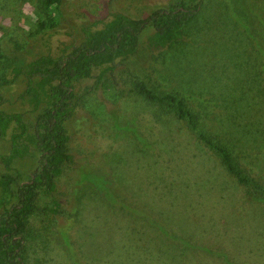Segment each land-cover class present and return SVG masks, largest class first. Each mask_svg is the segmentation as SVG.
<instances>
[{
  "label": "rangeland",
  "instance_id": "374dc122",
  "mask_svg": "<svg viewBox=\"0 0 264 264\" xmlns=\"http://www.w3.org/2000/svg\"><path fill=\"white\" fill-rule=\"evenodd\" d=\"M172 1L60 0L55 23L39 28L47 20L37 0H0L1 70L11 78L12 68L67 51L114 13L139 18ZM151 32L145 27L111 69L73 83L68 159L36 202L25 264H264V0H201L177 40L154 47ZM135 77L180 99L196 131L227 148L244 183L185 118L165 114L166 102L132 91ZM24 87L21 74L1 87L0 108L22 112L30 126ZM35 165L22 155L9 172L23 178Z\"/></svg>",
  "mask_w": 264,
  "mask_h": 264
},
{
  "label": "trees",
  "instance_id": "16d2710c",
  "mask_svg": "<svg viewBox=\"0 0 264 264\" xmlns=\"http://www.w3.org/2000/svg\"><path fill=\"white\" fill-rule=\"evenodd\" d=\"M59 1L37 0V6L47 20H39V28L55 23L53 12L57 11ZM200 3L201 0H173L168 7L155 8L139 18L114 13L100 28L84 31L82 39L71 44L67 51L58 55L40 54L25 66L12 68L11 78L4 75L2 70L5 65L0 64V88L12 83L21 74L25 87L19 97H25L29 111L34 112L33 122L29 126L23 120L22 112H6L0 108V139L10 129L9 150L0 154V163L4 168L0 172V264H25L24 239L31 217L37 210L36 202L42 194H48L54 188L68 159V135L64 122L73 109V83L89 77L94 68L102 65L109 70L115 60L132 54L138 44V35L145 27L152 28L147 40L154 47L177 40L183 27L195 17ZM0 58H4L1 51ZM131 84L132 91L146 101L166 102L169 108L164 111L165 114L175 119L185 118L195 129L180 99L167 93L154 94L136 77ZM2 102L0 94V104ZM155 110L161 112L159 108ZM195 135L216 153L227 172L232 173L238 182L244 183L226 147L213 144L196 129ZM22 155L36 157V165L23 178L17 171L9 172L11 161ZM41 210L52 212L55 208L43 207Z\"/></svg>",
  "mask_w": 264,
  "mask_h": 264
}]
</instances>
